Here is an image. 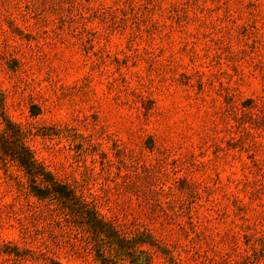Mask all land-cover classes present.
I'll use <instances>...</instances> for the list:
<instances>
[{
    "label": "rangeland",
    "instance_id": "rangeland-1",
    "mask_svg": "<svg viewBox=\"0 0 264 264\" xmlns=\"http://www.w3.org/2000/svg\"><path fill=\"white\" fill-rule=\"evenodd\" d=\"M0 115V264H264V0H0Z\"/></svg>",
    "mask_w": 264,
    "mask_h": 264
},
{
    "label": "trees",
    "instance_id": "trees-1",
    "mask_svg": "<svg viewBox=\"0 0 264 264\" xmlns=\"http://www.w3.org/2000/svg\"><path fill=\"white\" fill-rule=\"evenodd\" d=\"M0 125L4 126V136H0V153L4 157L3 159L16 163L17 167L23 171L24 176L30 182V190L34 197L41 201H53V200H70L72 195L71 192L61 187H56L52 175L45 172L43 168L34 159L32 151L26 146L22 141V134L17 129L16 125L8 120L3 115H0ZM9 140V141H7ZM37 181L39 184H43L44 187L40 188L36 185ZM38 184V183H37ZM47 184V185H46ZM51 184V187H48ZM87 223L95 233L103 236L111 243H115L118 250L131 251L141 248V244L145 241H136L134 237L126 238L123 234H118L117 230L111 224L103 222L102 219H98L97 214L94 211L86 210L85 213ZM146 236L152 238L151 235L146 233ZM137 237V236H136ZM147 238V237H146ZM134 243L127 247L123 245L124 243ZM150 245H153L152 241H148ZM96 257L98 258L100 264H118L116 261H112L108 251H98ZM141 252V250H140ZM131 256L130 253H126ZM137 260V261H136ZM134 264H147V260L143 261L136 259L132 261ZM131 262V263H132ZM50 264H60L58 261L50 260Z\"/></svg>",
    "mask_w": 264,
    "mask_h": 264
}]
</instances>
